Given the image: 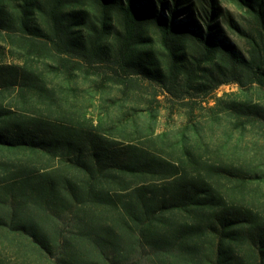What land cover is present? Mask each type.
<instances>
[{
  "label": "trees",
  "instance_id": "1",
  "mask_svg": "<svg viewBox=\"0 0 264 264\" xmlns=\"http://www.w3.org/2000/svg\"><path fill=\"white\" fill-rule=\"evenodd\" d=\"M0 264H264V0H0Z\"/></svg>",
  "mask_w": 264,
  "mask_h": 264
},
{
  "label": "rangeland",
  "instance_id": "2",
  "mask_svg": "<svg viewBox=\"0 0 264 264\" xmlns=\"http://www.w3.org/2000/svg\"><path fill=\"white\" fill-rule=\"evenodd\" d=\"M93 78L94 75L91 74L87 75L86 78L81 75L73 77V81L76 85L75 89H73V96L78 99H88V105L85 107V111L88 115H91L93 118H95L106 112L110 116H115L119 114L120 111L127 110V105L117 106V103H114V101L118 99L117 96H119V92L115 87L107 88L106 86L105 91L101 94L99 93L98 89H95L91 85V80ZM236 89V84H223L217 88L216 93L217 95H221L224 92L233 91ZM144 96L148 97L147 94H144ZM158 98L161 99L162 95H160ZM152 106L157 108L159 111L157 112L155 131H160L165 126L175 127L176 125L181 124L184 119L183 113H181L182 116H180L177 112L173 114L172 118L168 119L165 115L164 105H156L153 103Z\"/></svg>",
  "mask_w": 264,
  "mask_h": 264
}]
</instances>
